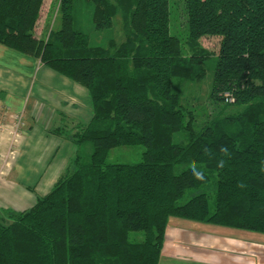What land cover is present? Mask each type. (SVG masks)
<instances>
[{"label": "trees", "instance_id": "obj_1", "mask_svg": "<svg viewBox=\"0 0 264 264\" xmlns=\"http://www.w3.org/2000/svg\"><path fill=\"white\" fill-rule=\"evenodd\" d=\"M85 1L94 29L117 26L119 41L90 44L74 0H58L44 38L34 35L44 0H0V46L85 88L92 110L88 124L54 131L90 143L89 159L77 151L31 208L0 209V264H159L170 218L264 234V0ZM171 1L186 15V53L169 32ZM204 37L220 39L199 98L219 104L207 119L191 104L213 55ZM135 146L139 161L107 163Z\"/></svg>", "mask_w": 264, "mask_h": 264}, {"label": "crops", "instance_id": "obj_2", "mask_svg": "<svg viewBox=\"0 0 264 264\" xmlns=\"http://www.w3.org/2000/svg\"><path fill=\"white\" fill-rule=\"evenodd\" d=\"M10 51L0 46V157L4 160V165L0 164V176L7 168L5 161L10 150L6 147L7 141H13L9 116L16 113L23 116V112L25 113L26 106L21 103V97L34 72L36 81L33 82L31 95L33 106L29 113L33 125L26 134L24 144L25 148L29 145L35 146V159H30L24 166L14 165L17 179L22 178L21 183L28 184L22 188L31 191V188L35 187L30 185L40 183L46 174V162L42 160L45 153H58L62 149V169L65 171L69 168L68 165L77 153L76 145L54 131L63 128L73 132L79 124H88L92 118L91 101L84 88L44 66L37 70L36 62L33 63L30 73L26 74L6 64L16 58ZM16 59L20 65L32 64L30 59ZM39 109L41 111L37 113ZM40 123L46 125L43 132L39 131L43 126ZM48 123L57 127L49 129ZM60 173L58 170L47 183L55 184L62 175ZM6 209L14 212L24 211ZM159 264H264V234L170 218L164 234Z\"/></svg>", "mask_w": 264, "mask_h": 264}, {"label": "rangeland", "instance_id": "obj_3", "mask_svg": "<svg viewBox=\"0 0 264 264\" xmlns=\"http://www.w3.org/2000/svg\"><path fill=\"white\" fill-rule=\"evenodd\" d=\"M179 1L181 3L182 0ZM57 4H58V0H44V4L40 12V17L36 25V28L34 30V35L36 37L44 38L50 29L52 28L56 29L58 27L59 21L56 13ZM182 7L183 6L181 4L174 3L171 1L169 32L170 35L175 36L176 38L179 39L182 45V52L186 53L185 40L187 36L188 26H187L186 15L184 14L183 18L181 17ZM92 10H93L92 5L88 4L85 0H74L75 28L84 32L88 36L89 42L92 45L104 46L109 38H114L116 41H119L120 32L118 31L117 26H115L111 31L108 30L96 31L94 29V25L92 23ZM219 40L220 39L218 37L201 38L200 44L202 45V47L213 53V55L204 64L205 75L201 79L196 80V82L193 85L191 84L192 85L191 91H193V96L195 97L194 98L195 100L192 101L191 104L193 105V107L199 109L198 116L206 117V119L207 117L212 118V116H214L215 113H217L220 109L219 104L217 102L209 101L207 100V98L204 99L202 102H199V98H202V96L204 97L207 96L210 90L212 74H213L212 66L215 62V58L218 52ZM9 53H12V55H14L16 58L17 57L22 58L23 60L30 59V61L32 62L31 65H20L18 59L16 58L12 59V62L11 60L6 62V64L8 65L10 64L12 67L23 71L25 74L30 73L31 68L34 65L33 63L35 62L37 64V70L39 67L44 66L38 58H34L30 55L20 54L15 51L12 52V50ZM4 58H2L1 60H4L5 62ZM39 75L40 74H38V76ZM34 81H36V79L34 77V72H32L30 83H28V86L26 87L24 94L21 97V103L25 104L26 106L25 113L23 112V116L20 113L11 114L9 116L10 117L9 120L11 121V133H12L13 141L12 142L10 140L7 141L8 143L6 147L8 149L10 148V150L7 149L9 154L7 155V161H5V164H7V168L4 169V171L0 176V209L11 208L15 211L29 209L31 206L35 204L37 198L44 196L52 189L54 183L53 184L47 183V180L49 178H52V176L58 170H60L61 172L60 174H63L66 171L62 169V166H64V162H63L64 151L61 149L58 153L56 152L45 153V157H43L42 160H45L46 162V169H45L46 174L43 176L40 183L38 182L37 184L34 183V185H30L31 187H35V188H31L32 189L31 191L22 188V186H28L26 182H24L23 184L21 183L23 182L21 181L23 180L22 178L17 179V174H16L17 171L14 170V165L24 166L25 163L30 161V159H35V151H36L35 146L29 145L28 147L25 148V144H24V141L27 136L26 134L29 132L31 126L33 125V121L29 117V113L31 107L33 106V103H31L32 102L31 95H33ZM227 96L229 95L227 94ZM191 98L193 97H189V99ZM227 103L233 104L234 98L233 101H231V99L229 102L224 101V104ZM40 111L41 109H39L37 113ZM40 124H43V126L39 131L43 132L45 129L44 126L46 125H44V123H40ZM48 124L50 126L49 129L57 127L52 123H48ZM184 140L185 138L181 133H177L173 137V141L176 143H180ZM76 149L79 152L81 158L86 161L89 159L92 153V146L90 143H84L79 147L77 146ZM142 152H143V148L140 146L114 148L110 151L108 155L107 163H135L140 160ZM0 164L4 165L3 157H0ZM193 166L194 165H183L180 166L178 170L181 171L186 169L187 167H193ZM68 167L71 168V164L68 165ZM189 196L190 195L187 194L182 200V203L185 202L189 198Z\"/></svg>", "mask_w": 264, "mask_h": 264}, {"label": "built area", "instance_id": "obj_4", "mask_svg": "<svg viewBox=\"0 0 264 264\" xmlns=\"http://www.w3.org/2000/svg\"><path fill=\"white\" fill-rule=\"evenodd\" d=\"M225 96H226V98H225V101H226V102H229L230 99H231V101H233V98H232V97H229V96H227V95H225Z\"/></svg>", "mask_w": 264, "mask_h": 264}]
</instances>
